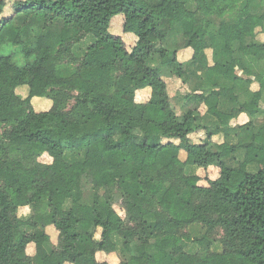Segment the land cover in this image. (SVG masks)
<instances>
[{
    "label": "trees",
    "instance_id": "1",
    "mask_svg": "<svg viewBox=\"0 0 264 264\" xmlns=\"http://www.w3.org/2000/svg\"><path fill=\"white\" fill-rule=\"evenodd\" d=\"M242 11L264 1L222 16L217 0H0V49L21 53L0 55L14 101L0 110V264H264V23L241 30ZM118 15L123 34L155 37L144 55L112 34ZM16 219L31 253L14 249Z\"/></svg>",
    "mask_w": 264,
    "mask_h": 264
},
{
    "label": "rangeland",
    "instance_id": "2",
    "mask_svg": "<svg viewBox=\"0 0 264 264\" xmlns=\"http://www.w3.org/2000/svg\"><path fill=\"white\" fill-rule=\"evenodd\" d=\"M17 1H20V0H6L7 6L9 7V9H11L12 6L14 5V3H16ZM136 11L138 12V16H139V18L141 20V24H140V26L137 27V31L139 33H143V31L145 30V28L147 26L146 23H145V20H144L143 12H142V9H139V8H137ZM162 14H163L162 10H158L156 12V15H162ZM114 30L115 29L113 27L112 31H114ZM91 41H93L91 36L85 37V39H84L85 46L87 44H89ZM154 42H155V37L153 35H151V34H147L142 41H137V38L134 36V37H131V38H129L127 40V43H129L128 46L131 47L133 45L131 48H127V50H128L129 53H131V55L140 57V56L144 55L153 46ZM99 47H98L97 51L98 52H102L101 53L102 55L107 57L108 55H107L106 52L108 51L107 49H109L110 52L114 55L113 58L114 57L121 58L123 62H126V63L128 62L127 56H123L122 52H116L111 47H109L107 45H102L101 48H99ZM102 47H104V48H102ZM11 54L13 55L14 60L16 62H20L21 53L15 47H13L11 45H4L0 49V55L8 56V55H11ZM163 64L167 65V66L172 65V59H164L163 60ZM24 89H25V87H24ZM172 93H174V89H173ZM189 102L193 104L194 103V98L190 99ZM33 106L37 109V111H44V110H47L49 108V101L47 99L35 98L34 101H33ZM121 122L123 124H125L126 126H128L129 128H134L135 127V123L130 121L126 117H122L121 118ZM189 125H190L189 122L179 118L176 129L178 130V129L187 128ZM0 158H1L2 162L5 165H9L10 164L9 151H8V148H7L6 144H4V143L0 144ZM39 161L42 162V163L48 164V163L51 162V159L47 155H43L39 159ZM261 167H262V169H264V163L261 164ZM198 173L203 178H204L205 175L209 176L210 178H215L217 176V172L216 171H212V170L209 173H206V172H203V171H199ZM137 174H138V170H133L129 174V176L130 177H135ZM115 209L119 212L120 216L122 218H124V214H123L122 211H120L118 206L115 207ZM23 213H24V210H22L20 214H23ZM118 226H119V222H115L114 223V227L117 228ZM13 233H14V239H15V247H14L15 251H18L21 248H25L28 251H31V249H33L34 244L32 243L31 238L26 237L23 234H21V232H20V230L18 228V220L17 219L14 220ZM52 234L54 235V233H52ZM63 257L66 258L67 257V253H63ZM100 259L102 260L103 258H99V260ZM106 259L111 264H115L118 261L116 256L112 255V254L109 255Z\"/></svg>",
    "mask_w": 264,
    "mask_h": 264
},
{
    "label": "crops",
    "instance_id": "3",
    "mask_svg": "<svg viewBox=\"0 0 264 264\" xmlns=\"http://www.w3.org/2000/svg\"><path fill=\"white\" fill-rule=\"evenodd\" d=\"M236 0H217V4H218V7H219V14L224 16V15H227L229 13H231L233 11V4ZM261 1H264V0H261ZM240 17V29L241 30H247L249 27L251 26H260L264 23V14H257V15H251L248 11H242L239 15ZM123 22H124V18L123 16L121 15H118V16H115L112 21H111V27L113 29L114 27V31H112V34L114 36H118L122 39V41L125 43L126 47L127 48H131L129 45V43H127V40L131 37H134V35L132 34H123L122 33V26H123ZM105 45V44H103ZM102 45H100L99 48H101ZM108 46V45H107ZM104 48V47H102ZM106 48V47H105ZM109 52H108V51ZM106 53H107V57L102 55L101 53L102 52H98L97 53L103 57H106V58H113V54L110 52L109 49H107ZM192 55V51L190 49H187L184 53H182L179 57V60L181 61H184V60H187L189 59V57ZM173 87L174 88H179V84L177 82H173ZM16 93L20 96L25 97L26 96V90L24 89V87H19L18 89H16ZM141 95L143 97H146L147 96V91H142L141 92ZM35 98H33L31 100V105L33 107L34 110H37L34 106H33V101H34ZM192 99V98H191ZM195 102V101H194ZM192 104V103H191ZM49 107H50V102H49ZM14 108V101L13 99L10 97V96H7L5 98H1L0 99V110H2L3 112H6V113H9L13 110ZM45 111V110H44ZM1 144V143H0ZM45 155V154H44ZM264 163V162H262ZM261 163V164H262ZM260 164V166H261ZM262 168V167H261ZM210 171V170H209ZM24 210V213L27 211L26 208L22 209ZM21 210V211H22ZM55 237L52 238V241L55 243ZM34 250V247L33 249H31V251H28L26 250L28 253H31L32 251ZM98 258H103L101 261H105V262H109L106 258L108 256L104 255H98L97 256ZM117 258V257H116ZM118 259V258H117ZM118 261L115 263L117 264Z\"/></svg>",
    "mask_w": 264,
    "mask_h": 264
}]
</instances>
